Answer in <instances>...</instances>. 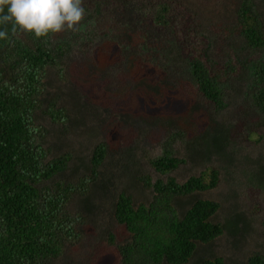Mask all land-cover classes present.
<instances>
[{
  "label": "trees",
  "instance_id": "trees-1",
  "mask_svg": "<svg viewBox=\"0 0 264 264\" xmlns=\"http://www.w3.org/2000/svg\"><path fill=\"white\" fill-rule=\"evenodd\" d=\"M83 7L85 16L78 32L36 38L19 28L12 32L8 25V38L0 40V264H50L65 242L79 236L73 231L79 215L66 212L77 189L81 196L84 191L93 193L94 188L103 196L109 194L107 175L102 182L98 179L105 158L117 154L116 144L94 146L90 177L76 185L60 177L69 168L70 153L47 158L42 140L37 143L41 136L33 122L35 111L42 108L41 113L54 122L67 120L63 107H54L56 101L46 105L41 98L47 70L53 67L63 72L60 60L70 51L69 36L85 38L90 76L118 63L132 85L128 94L132 99L137 90L149 89L144 105L149 99L155 103L149 109H156L157 121L169 133L170 143H211L218 153L223 138L232 132V127L217 122L215 116L225 106L228 88L243 93L244 108L258 115L260 125L264 123V0H83ZM173 8L184 11L180 13L184 15L181 30L171 19ZM228 41L232 43L229 52L222 56L217 51L221 58H213V50ZM158 58L163 65L156 64ZM155 71L162 75L161 83H153L151 73ZM199 99L213 111L203 110ZM169 148L166 145L163 156L149 160L161 175L182 162L171 156ZM139 181L153 192L147 206H134L131 197L121 191L111 207L115 222L127 234L124 244L116 246L119 264H186L197 243L208 244L223 230L235 229L236 219L225 225L210 221L218 209L215 202L196 200L186 209H176L180 198L215 187L214 168L181 184L171 177L152 184L146 178ZM97 206L88 203L85 212L91 214ZM108 236L112 243V235ZM247 263L264 264V258L254 254ZM199 264L223 261L212 258Z\"/></svg>",
  "mask_w": 264,
  "mask_h": 264
},
{
  "label": "rangeland",
  "instance_id": "rangeland-1",
  "mask_svg": "<svg viewBox=\"0 0 264 264\" xmlns=\"http://www.w3.org/2000/svg\"><path fill=\"white\" fill-rule=\"evenodd\" d=\"M172 11L171 19L176 29L181 30L184 15L180 13L184 11L177 8ZM180 35L181 32L176 34L179 40ZM169 36L175 35L169 33ZM82 38V35L68 37L70 51L60 60L63 72L60 74L52 67L42 79L45 85L42 103L56 101L54 107H63L67 120L54 122L41 113L42 108L35 111L33 122L41 136L37 143L42 140L47 158L70 153L69 168L60 177L76 185L90 177V158L96 144L104 142L110 147L116 144L118 152L105 158L98 179L102 182L107 175V196L97 193L96 188L93 193L84 191L82 196L77 189L72 195L66 212L72 217L79 215L78 223L73 226L79 236L70 243L65 242L59 256L50 264H119L116 246L124 244L127 234L112 215L111 207L118 193L124 191L129 195L134 206L140 203L147 206L153 192L139 181L140 178L152 184L155 180L165 182L171 177L181 184L209 167L217 172L215 187L180 198L176 201V209H186L196 200L215 202L218 209L210 221L225 225L229 219H236L235 229L223 230L208 244L197 243L186 264H199L212 258H221L223 264H248L247 260L254 254L264 258V123L260 125L258 115L244 108L247 105L243 93H238L234 87L233 92L228 88L230 96L223 97L225 106L214 112L217 122L232 127V132L220 143L218 153L213 151L211 143L208 146L201 143L193 146L187 140L170 143L169 133L157 121L156 109H149L155 103L149 99L150 103L144 105L149 89L140 93L137 90L132 99L128 95L133 91L132 85L123 76L118 63L90 76V66L89 69L87 66L91 61L90 50ZM230 42L221 49L215 48L213 58H221L216 56L217 51H221L222 56L228 53ZM158 59L156 64H162L161 58ZM151 74L154 75L153 83L163 81L160 73ZM187 95L195 98V93ZM200 102L203 110L213 111L205 102ZM143 106L148 107L142 110ZM166 145L170 146L171 156L182 162L167 175H161L149 165V160L163 156ZM85 203L95 207L100 204L90 214L85 212ZM108 234L112 235V243H109Z\"/></svg>",
  "mask_w": 264,
  "mask_h": 264
},
{
  "label": "clouds",
  "instance_id": "clouds-1",
  "mask_svg": "<svg viewBox=\"0 0 264 264\" xmlns=\"http://www.w3.org/2000/svg\"><path fill=\"white\" fill-rule=\"evenodd\" d=\"M84 16L83 0H0V40L8 38V25L36 38L75 33Z\"/></svg>",
  "mask_w": 264,
  "mask_h": 264
}]
</instances>
